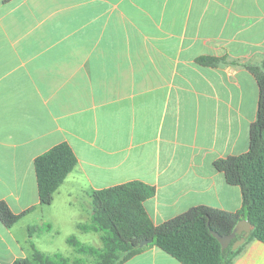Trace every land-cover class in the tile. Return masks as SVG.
I'll return each mask as SVG.
<instances>
[{
    "label": "crops",
    "instance_id": "obj_1",
    "mask_svg": "<svg viewBox=\"0 0 264 264\" xmlns=\"http://www.w3.org/2000/svg\"><path fill=\"white\" fill-rule=\"evenodd\" d=\"M263 59L264 0H0V201L22 213L0 220V264L32 245L59 253L70 225L97 244L78 227L91 195L127 181L155 187L154 224L197 205L240 210L214 161L248 149L259 89L246 65ZM60 142L77 163L43 205L34 159ZM121 264L183 263L150 245ZM231 264H264V243Z\"/></svg>",
    "mask_w": 264,
    "mask_h": 264
},
{
    "label": "trees",
    "instance_id": "obj_2",
    "mask_svg": "<svg viewBox=\"0 0 264 264\" xmlns=\"http://www.w3.org/2000/svg\"><path fill=\"white\" fill-rule=\"evenodd\" d=\"M220 59L203 57V64H216ZM254 75L259 97L256 117L249 128L248 149L214 161L216 169L224 173L227 183L238 185L242 208L236 212L208 205H197L159 224L148 215L144 200L155 194V187L139 180L127 181L93 191L92 213L89 222L78 225L83 231L99 232L101 245L81 242L74 235L67 242L81 257L70 259L61 253L47 254L32 245L29 257L18 258L10 264H121L150 245H155L183 264H231L248 240L256 238L264 243V59L260 64H247ZM77 159L66 142H60L34 159L37 189L41 204H49L53 193L73 170ZM22 215L15 214L0 201V220L11 226ZM241 218H247L253 229L245 234V241L236 249L232 243L221 249L210 229L221 235L230 233ZM152 241L142 247V240ZM84 255L94 257L83 262Z\"/></svg>",
    "mask_w": 264,
    "mask_h": 264
},
{
    "label": "rangeland",
    "instance_id": "obj_3",
    "mask_svg": "<svg viewBox=\"0 0 264 264\" xmlns=\"http://www.w3.org/2000/svg\"><path fill=\"white\" fill-rule=\"evenodd\" d=\"M51 203V202H50ZM49 203V204H50ZM49 204H43V205H49ZM43 213L46 212V208H43V210H41ZM29 230H31L30 232H32V234H42L44 235L45 237H50L51 236V233L49 230L46 229L45 226H43L42 228L41 227H37L36 224L34 225V223H31V227H28ZM63 234V233H62ZM74 235L77 239L81 240V241H86L87 243H91V245H96V246H100L102 243H101V240H100V234L99 232H97L95 234V238H96V243L97 244H94L92 243V241L89 239V240H86L84 237L85 235H83L82 233H79L78 230H75L73 225H70V236ZM60 239L56 244V246H58V248L56 249L57 251H59V253L65 255V256H68L70 259H75L76 257H81L82 255L78 254L71 245L65 243L63 244L62 242H64V240ZM68 247V248H67ZM83 259V262L85 263H91L93 262L95 259L93 256H89V255H84V257L82 258Z\"/></svg>",
    "mask_w": 264,
    "mask_h": 264
},
{
    "label": "water",
    "instance_id": "obj_4",
    "mask_svg": "<svg viewBox=\"0 0 264 264\" xmlns=\"http://www.w3.org/2000/svg\"><path fill=\"white\" fill-rule=\"evenodd\" d=\"M252 229L253 225L251 224V222L247 218H241L238 220L233 230L228 234L221 235L212 229H210V232L219 241L221 249L227 247L236 235H240V237L234 240L232 243V249H236L245 241V234L250 232ZM151 241L152 239L142 240L139 242L138 246L142 247L150 243Z\"/></svg>",
    "mask_w": 264,
    "mask_h": 264
}]
</instances>
